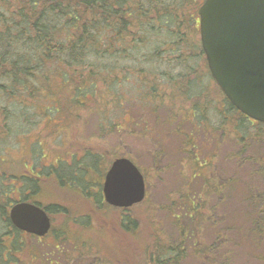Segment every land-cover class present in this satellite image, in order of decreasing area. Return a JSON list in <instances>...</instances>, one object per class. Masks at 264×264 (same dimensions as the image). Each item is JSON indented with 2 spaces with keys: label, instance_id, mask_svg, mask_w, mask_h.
I'll return each mask as SVG.
<instances>
[{
  "label": "rangeland",
  "instance_id": "374dc122",
  "mask_svg": "<svg viewBox=\"0 0 264 264\" xmlns=\"http://www.w3.org/2000/svg\"><path fill=\"white\" fill-rule=\"evenodd\" d=\"M19 1L0 3V11L8 12L7 9L17 6L16 2L19 5ZM202 2L203 0H197L195 5L190 4L185 9L189 8V13L196 14ZM195 20L196 15L189 27H183V30L190 32L188 38L180 44L179 53L165 52L162 57H154V61L149 62L147 48L139 47L126 52L127 57H130L122 65L144 69L146 73L140 75V81L129 77L122 85L126 96L132 98L130 102L135 110L128 104V99L124 105L109 108L110 120L106 117L104 126L98 113L90 111L99 97L85 98L86 103H90L88 106H69L71 104L66 99L72 91L63 87L56 79L50 81L49 91H44L36 98H29L28 104L21 108L7 103L0 93V105L5 104L11 109L8 127L0 129V159L9 161L26 158L29 145L33 141L41 142L44 154L41 162H46L52 151L53 155L61 157H69L77 151L87 158L83 159L84 166L95 160L90 176L86 175V168L83 169L84 183L86 178L87 181H99L98 191L82 193L76 199L67 197L63 191L39 193L37 199L40 202L60 200L59 205L66 210L63 213L66 215L57 216L56 227L63 230L57 240L51 235L37 239L14 233L6 219L0 216V264H150L155 246L159 243L174 246L179 240L180 234L173 216L179 211V207H186V203H181L180 206V202H177L183 199L186 191L177 192L174 189L180 183L187 184L194 173L210 179L203 183L201 177H194L188 185L192 189L188 195L200 201L204 199L203 189L200 187L202 183H209L210 192L204 205L210 208V221L206 220L199 238L205 244L212 243L218 233L225 236V242L218 251L220 256L215 258L216 263L223 262L224 257L229 256L231 264H264V238L261 240V248L255 251L256 249L246 246L247 242L252 241L237 234L236 230L240 226L243 229L252 227L249 226V218L245 216L257 211L260 204L230 197L231 194L237 195L247 190H263L264 174L243 177L237 187L238 192L227 187L233 174H253V171L259 169L261 162L264 164V125L251 124L247 119L242 120L235 112L226 109L227 99L209 73ZM149 37V46L161 43L156 35ZM132 54L135 58H131ZM143 78L156 82L162 92V101L158 99L161 104L157 111L159 120L169 115L173 109L183 113L185 106L199 105L200 109L196 107L195 116L190 119L194 124V145L197 148L190 150L189 155L183 152L182 158L180 153L176 157L171 153L176 139L159 140L160 135L156 131L163 127L165 135V129L170 125H162L160 121L155 125L156 118L147 112L150 110L149 103L144 104L147 97H144L143 103L134 101L133 93L138 91L140 85L143 88ZM97 84L93 93L99 94L103 83ZM16 98L23 99L21 96ZM171 105L173 108L169 107ZM140 112L145 116V123L131 125L130 119ZM189 113L191 117V112ZM178 117L180 120V116ZM144 124L151 131L149 134L143 133ZM179 127L184 132H192L189 122H182ZM202 137V144L206 142L205 157L199 154L198 148ZM259 137L263 140H258ZM51 140L55 144L50 147ZM62 141L64 144L59 145ZM35 148L38 153H42L37 144ZM194 150L200 156L193 157ZM127 155L147 174L150 186L141 203L122 209L112 207L103 200L102 181L111 162L116 157ZM260 156L263 159L260 160ZM175 158H178V162L173 166L160 168L165 165L163 161H173ZM195 158L198 163L202 158L206 161L210 158L212 162L209 169L203 166L206 170L194 171ZM9 165L8 162L0 161V168L11 172L12 165ZM212 173L213 176L209 177ZM222 183L220 195L213 185ZM6 190L11 198L13 193L8 188ZM250 194L249 191L248 196ZM221 215L224 217L219 219ZM75 217L77 221L74 220ZM202 219L205 221L203 215ZM185 222L190 227V221L185 219ZM181 264L199 263L188 253Z\"/></svg>",
  "mask_w": 264,
  "mask_h": 264
},
{
  "label": "trees",
  "instance_id": "16d2710c",
  "mask_svg": "<svg viewBox=\"0 0 264 264\" xmlns=\"http://www.w3.org/2000/svg\"><path fill=\"white\" fill-rule=\"evenodd\" d=\"M7 1L9 0H0V3ZM196 2L197 0H20L19 5L16 2L17 6L9 7L8 12L0 11L1 96L7 103L21 108L28 104L29 98H36L44 91H49L50 81L56 79L63 87L72 91L66 99L71 104L69 106H88L90 103H86L85 98L99 97L92 103L90 111L98 113L103 125L105 118L109 119V108L124 105L127 99L128 104L133 107L130 102L132 98L126 96L122 85L129 77L140 81V75L146 73L144 69L122 65L130 57H127L126 52L139 47L147 48L149 62L154 61V57H162L165 52L179 53L180 44L188 38L190 32L183 30V27H189L191 21L194 22V15L195 23H198L197 10L196 14H192L188 12L189 8L185 9ZM149 35H156L161 43L149 46ZM131 56L135 58L133 54ZM100 82L103 83L100 93H93L94 87ZM141 88L140 85L138 91L133 93L134 101L143 103L144 97H147L144 104L149 103L150 110L147 112L152 113L162 96L160 87L151 79L143 78ZM17 94L24 100H17ZM15 100L17 102L13 103ZM225 104L226 109L235 112L242 120L246 119L229 102ZM8 107L0 105V129L3 130L9 125L11 109ZM197 109H200L199 105ZM142 114L143 112L133 115L130 120L139 122L143 119ZM258 140L263 138L259 137ZM241 145L243 146V141ZM195 161L199 164L196 158ZM94 163L95 160L90 165L94 166ZM87 165L89 163L84 167ZM195 170L206 169L196 167ZM256 174H264L262 162L253 174H233L227 187L238 192L237 187L242 178ZM211 176L213 173L209 177ZM204 178L205 181L210 180L206 176ZM223 184L213 185L220 195ZM200 189H203L204 199L199 196L202 200L192 199L186 191L183 199L177 201L180 206L181 203H186V207H179V211L173 216L180 234L179 240L174 246L162 243L155 246L150 264H181L188 253L199 264H231L229 256L224 257L223 262L215 261L216 256H220V246L225 242L223 234L218 233L212 243L203 244L199 238V233L206 220L210 221L211 215L210 208L204 205L210 192L209 183L202 184ZM249 191L251 194L248 196ZM230 197L260 204L257 211L245 216L249 218V226L252 227L236 228L237 234L252 241L247 242L246 246L257 251L264 238V189L247 190L237 195L231 194ZM222 217L224 215L219 216V219ZM185 219L190 221V227ZM6 221L11 226L9 220ZM131 223L135 226L134 222Z\"/></svg>",
  "mask_w": 264,
  "mask_h": 264
},
{
  "label": "water",
  "instance_id": "95a60500",
  "mask_svg": "<svg viewBox=\"0 0 264 264\" xmlns=\"http://www.w3.org/2000/svg\"><path fill=\"white\" fill-rule=\"evenodd\" d=\"M197 14L213 79L237 110L264 123V0H204ZM102 193L107 204L129 208L145 196L143 177L129 159L117 158L104 175ZM9 218L36 236L50 225L44 211L28 203L12 206Z\"/></svg>",
  "mask_w": 264,
  "mask_h": 264
},
{
  "label": "flooded vegetation",
  "instance_id": "af4514ba",
  "mask_svg": "<svg viewBox=\"0 0 264 264\" xmlns=\"http://www.w3.org/2000/svg\"><path fill=\"white\" fill-rule=\"evenodd\" d=\"M163 98H160L162 101ZM173 104V102H171ZM224 104V103H223ZM193 105V106H192ZM189 105L188 107L185 106L184 110L185 112H178L177 110L173 109L169 112V115H166L165 118H162V120H159V116L157 115V111L160 108L161 104L158 103L156 110L149 112L151 115H154L155 119V125L157 123H160L163 125L166 123L167 127L165 129V135H164V130L163 127H160L159 131H156L157 135H160V141H166L168 138H174L175 140V145L172 144L171 147V153L175 155V157L178 155V153H186V155H189L190 150L192 151L193 149L197 148V146L194 145V124L191 118L195 116V105L192 104ZM225 106V104H224ZM172 107L173 106H169ZM189 111L191 112V117L189 116ZM143 119L139 122H134L133 120H130L131 125H136V123H143L145 116L142 114ZM180 116V120L179 117ZM244 116V115H243ZM245 117V116H244ZM251 124H256V125H261L262 123H259L255 120L249 119L245 117ZM177 120V122H176ZM182 122H189L190 123V128L192 129V132H184L182 131V128L179 127L182 125ZM145 123V122H144ZM57 125L59 123H56ZM221 129V128H220ZM142 130L144 134H149L151 132L150 130L147 129V125L144 124L142 126ZM205 130L207 131L208 129L205 127ZM221 131V130H220ZM192 133V134H191ZM131 134V132H130ZM203 142V137L202 140L198 144V148L201 155L205 157V147ZM182 143V144H181ZM38 145L40 148V152H42V143L41 142H32L29 145L28 148V154L26 158L22 159H12V160H5V159H0L1 162H8L11 166L12 169L11 172H9L7 169L0 168V216L6 220H9V210L12 206L20 203H28L37 206L38 208L42 209L46 216L49 219V230L46 233V236H53V239L57 240V237L61 236V233L63 230H60L59 227H56V221H57V216L60 215H66L63 213H66V210L59 205L60 200H53L50 202L42 203L40 202L37 198L39 197V193L42 191H50L52 193L59 192L61 191L64 192V194L72 199H76L77 195L81 196L82 193H87L90 194L93 190L98 191L99 187V181H87L88 178H86V183H84L83 179V169L86 168V175L90 176V170L92 171L91 165H87L84 167L83 164V159H87L86 156L83 157L81 153H71L69 157L67 156H62L61 155H52L50 152V157H48V160L46 162H41L44 158V154L38 153L36 151L35 145ZM50 147L52 144H55L52 140L49 142ZM60 144H64V142H60ZM188 146H190L188 148ZM197 154V152L194 150L192 155L193 157L195 156H200ZM37 156V157H35ZM67 157V158H66ZM120 157H127L132 162L138 167L143 180H144V186H145V197L147 193V189L150 186L149 185V180H147V174L141 169L139 165L136 164L135 160L131 158L130 156H120ZM178 158H175L173 161H163L165 165H161L160 168L169 167L170 165L173 166L177 161ZM197 159V158H196ZM183 160V159H182ZM38 162V163H37ZM194 166L199 167L203 169L205 166L206 169H209L212 160L209 158L207 161L205 159H201L199 164H196V161L193 160ZM180 164V163H179ZM168 169V168H167ZM95 171V169H94ZM165 171V170H163ZM201 174H193L190 176L188 181L190 182L194 177H201L203 179V183L205 181L204 175L200 176ZM208 178V177H207ZM189 182L187 184L180 183L176 185L174 191L180 192V191H188L191 192L192 189L189 185ZM202 183V184H203ZM84 184L86 185V188H84ZM6 188L10 189L11 192L13 193V196L10 198V194L7 195V190ZM145 199V198H144ZM69 213V212H68ZM77 221L76 217L74 219ZM11 223V222H10ZM11 227L13 229L14 233H17L19 235H25L37 239H43L38 238L30 233H27L23 230H20L19 228L15 227L11 223ZM66 232V231H64ZM4 247H6L4 244H2ZM58 245V244H57ZM55 246V245H54Z\"/></svg>",
  "mask_w": 264,
  "mask_h": 264
}]
</instances>
